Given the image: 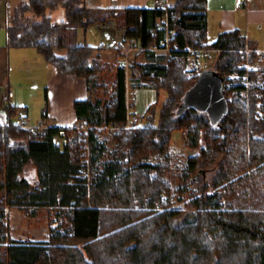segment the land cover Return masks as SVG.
Listing matches in <instances>:
<instances>
[{
	"label": "trees",
	"instance_id": "16d2710c",
	"mask_svg": "<svg viewBox=\"0 0 264 264\" xmlns=\"http://www.w3.org/2000/svg\"><path fill=\"white\" fill-rule=\"evenodd\" d=\"M172 1L173 43L178 49L166 65L142 66V79L158 93L166 92L158 121L156 103L148 108L143 126L121 128L114 135L113 148L100 141L97 127L122 126L126 120L128 75L123 64L110 100L75 101L77 118L93 128L67 144L57 140V126L42 138L16 123L5 126L16 109L4 110L0 264H264V116H255L254 88L250 109L245 96L237 93L216 125L207 113L193 108L178 114L196 81L183 71L184 49L207 41V0ZM59 8H64L65 17L54 20L50 14ZM161 15L155 7L109 10L90 8L86 0H30L10 12L6 28L9 46L36 49L57 72L86 79L93 91L99 89L96 78L102 64L94 58L95 47L79 44L81 32L112 19L123 32L118 48L127 43L150 48L163 35ZM246 42L234 30L204 44L217 51L213 70L222 77L236 70L243 58L233 49ZM60 50L65 53L58 54ZM262 101L264 111V92ZM179 130L186 132L188 147L203 143L187 162L185 184L175 190L188 193L185 208L174 207L168 160L172 133ZM88 158L89 179L79 172ZM152 158L159 161L153 163ZM31 166L37 168L36 183L26 175ZM211 166L216 173L207 181L203 173ZM6 204L53 208L57 224L48 241L11 239Z\"/></svg>",
	"mask_w": 264,
	"mask_h": 264
},
{
	"label": "crops",
	"instance_id": "0c3cea01",
	"mask_svg": "<svg viewBox=\"0 0 264 264\" xmlns=\"http://www.w3.org/2000/svg\"><path fill=\"white\" fill-rule=\"evenodd\" d=\"M29 0H0V122L4 117V110L8 107L11 109H16L15 115L9 117V122L19 123L30 121L27 102L24 101L26 98L25 90L21 88L22 78L21 76H26L32 78L34 76L35 70L40 68V75L42 76L43 82L46 85L45 88V98L46 105L42 107V113L40 120L47 122L51 126H63L70 127L79 122L77 118L74 103L77 100H84L87 98H93L94 90L90 91L87 80L84 78H79L71 74H61L57 72L55 67L48 63L45 58L34 48H15L9 46L8 43V34L6 23L9 16L10 10L15 9L22 3H28ZM86 4L93 9H153L154 0H86ZM207 41L203 44H211L216 41L218 35L221 32H230L234 30H239L250 42L253 44L262 43L264 38V0H247L246 4L242 8L235 7V0H207ZM65 13L62 11L59 14V19H63ZM113 21L109 19L105 22ZM103 22H97L95 25H92L101 36L112 35L111 45H106L100 39H98L92 32L91 28L86 32H81L78 38L79 44H86L92 47H95L94 58L103 65H107L106 62H114L115 56L110 55V52L116 51L117 44H119V36L115 35L112 32H103L100 29L99 25ZM92 29V30H94ZM100 42L97 44V42ZM121 42V41H120ZM35 51L42 56V58L35 53ZM122 53L121 49L117 50ZM145 53V52H142ZM140 52H136L135 57L137 64H142L138 59L143 56ZM149 54L148 65L160 66L159 60L162 59L164 53L153 52L146 53ZM110 55V56H109ZM140 56V57H139ZM139 57V58H138ZM119 61L123 62L124 57L122 55L116 57ZM33 60L32 66L27 68V71L20 70L25 62ZM16 63V66L19 68V76L14 77L11 75V64L12 62ZM134 62V61H133ZM135 63V65H136ZM132 64V62H131ZM134 66L136 69L139 66ZM18 70V69H17ZM103 70V69H102ZM5 88H10L14 91V97L12 98L11 105H3L1 95ZM150 90H155L153 88H148ZM147 90L137 87H132L130 90L129 78H127V92L130 95H135V92ZM133 91V94L131 92ZM94 92V93H93ZM137 102V96H136ZM150 105L151 100H148ZM149 106H146L147 109ZM6 116V114H5ZM11 208L9 213L11 217L13 214L20 210V207L12 206L6 204L5 207ZM33 209V207H30ZM6 213V217H8ZM56 220L52 221L51 225H56ZM14 238V237H13ZM47 240V239H46Z\"/></svg>",
	"mask_w": 264,
	"mask_h": 264
},
{
	"label": "rangeland",
	"instance_id": "374dc122",
	"mask_svg": "<svg viewBox=\"0 0 264 264\" xmlns=\"http://www.w3.org/2000/svg\"><path fill=\"white\" fill-rule=\"evenodd\" d=\"M30 2V0H29ZM14 10V9H13ZM13 10H10L13 11ZM62 11V13L65 11L64 8H59L57 11L53 12L50 14V16L54 19V20H60L59 19V14ZM9 12V14H10ZM65 16L63 15L62 18H64ZM114 22V21H113ZM91 28V29H90ZM89 29L91 30V32L98 38L100 39L101 37V41L103 43H105L106 45H111L112 43V35L109 36V38H107L106 35L101 36L99 34V32H97L93 27H90ZM94 29V30H92ZM122 32V31H121ZM123 33V32H122ZM119 40L122 41V36L120 35ZM119 41V44H117L116 49L122 51V53H120L119 55V51H114L113 53L110 52V55H114L115 59L114 62H106L107 65L103 66L101 65V70L100 69V74H98L97 76V83H98V90H95L96 93H94L95 98H100L103 101H108L112 98V95L114 94V83L116 80V73H117V69L119 67L122 66L123 62L119 61V59H117L116 57L119 58V56L122 55V58L124 57V52H123V47L121 46L120 48H118L121 44V42ZM248 42H250L247 39ZM100 42V40L97 42V44ZM128 44V43H127ZM127 44H124V46H126ZM261 43H259L260 45ZM256 45V44H255ZM137 51H133L130 53V60H129V71L127 72L128 78H129V86H130V90H132V87H139L141 89H147V90H143V91H139V92H135L136 96H137V102H136V109L137 112L139 113V115L145 119V122L148 118V114H150V111L147 112L149 107H153L154 104L158 103L157 109H156V120H159V112L160 109L162 107V104H164L167 96H166V92L165 91H160L159 93L156 90H150L148 88H152V86L150 85V83L145 82L142 79V66L146 67V65H148V61H149V54L147 55L146 52L142 53L143 56H139L138 60L140 62H142V64H139V67H137L134 63H136V54ZM35 53H37L35 51ZM65 53V50H60L58 51V54L63 55ZM37 55H39L37 53ZM95 55V54H94ZM109 55V56H110ZM41 58L42 56L39 55ZM164 56L162 59L159 60V65L163 66L166 65L168 63V60L174 56V54H164L162 55ZM43 59V58H42ZM134 61V62H133ZM217 61V51H211L204 63V68L205 69H214L215 64ZM131 62H133V64L137 67L136 69H134V66H132ZM33 63V60H30L28 62H25V65H23L21 67L20 70L23 71H27V68L29 66H32L31 64ZM137 64V63H136ZM11 75L14 77H18L19 75V68L16 66V63L13 61L11 64ZM185 66V63H184ZM18 69V70H17ZM35 70V74L34 76H36L33 80L31 78H28L26 76H21L24 77L22 78V86L21 88H23L25 90V95L26 98H24V101L27 102V106L30 110L29 113V119H31L29 122V124L31 125H36L39 122V118H41V111H42V107L46 105V98H45V88L46 85H44L45 83L43 82L42 76L40 75V68L37 67V69ZM146 70V69H145ZM183 71L185 73V76L188 79H193L194 77H189L187 75V73L185 72V68H183ZM257 83L259 86H263L264 87V75L260 76L259 78H257ZM12 90V89H11ZM13 91V90H12ZM14 92V91H13ZM131 92V91H130ZM131 94H133V91L131 92ZM148 100H151L150 105H146L149 104L147 103ZM153 105V106H152ZM146 106H149L147 109ZM147 112V113H146ZM80 123V121L78 122ZM157 124V123H156ZM139 125V126H143ZM138 126V127H139ZM132 128H124V130H132ZM99 139L100 141H102L103 143L105 142V144L107 145V147L109 148H113L114 143V135L118 132L121 131V129H117V130H110L108 128L104 129V130H99ZM42 136V135H41ZM41 136H38V138H42ZM203 146V143H201V147ZM201 147L193 149L188 147L187 144V137H186V132L179 130V131H174L172 133V138H171V147H170V152H169V165L171 168V174L173 176V178L171 179L172 181V185L174 188V194H175V198H174V207L177 208H185L186 207V203L190 200V197L188 195V193H176L175 190L178 189L179 186H182L185 184V180L183 179V175H184V171L187 167V162L189 161V159L191 157H194L195 155H197L200 150ZM151 162L155 163L157 161H159L158 158H152L150 160ZM216 173V169L211 166L209 167V169H207V172L203 173L204 179L207 181H210L213 176ZM29 178V180L32 183H36L38 180V174H37V168L34 167H30L27 170V174H26ZM202 177V176H201ZM197 187H195L194 190H196ZM164 197V196H163ZM182 198L183 200H180L178 202H176V199L178 198ZM7 207V206H6ZM6 207L4 209H6ZM11 208H9V211L6 212L5 214L8 213V217H6L7 223L9 225V234L11 236V239L19 242V243H34V244H39V243H43V242H47L50 236V232H51V228L54 227L55 225H51L53 220H56V213L55 210L53 208L50 207H38V208H27V207H23L20 208L21 211L17 212L15 214H13V216L11 217V215L9 214L11 212L10 210ZM14 237V238H13ZM47 239V240H46Z\"/></svg>",
	"mask_w": 264,
	"mask_h": 264
},
{
	"label": "built area",
	"instance_id": "2783aa9c",
	"mask_svg": "<svg viewBox=\"0 0 264 264\" xmlns=\"http://www.w3.org/2000/svg\"><path fill=\"white\" fill-rule=\"evenodd\" d=\"M247 0H235V7L242 8L246 4ZM173 6L172 0H154L155 9L162 12L161 17L159 18V26L162 30V37L159 39L158 43L150 48H144L141 45H136L134 43H128L126 46H123L124 60L123 66L126 71H129L130 67V53L133 51H144L151 50L155 52H161L164 54H174V51L178 48L173 43V38L175 36V30L171 24V18L173 14L171 12V7ZM100 29L103 32H112L115 35L122 36L123 33L119 30L113 21L103 22L99 25ZM185 72L189 77L198 78L202 73L204 68L205 60L208 54L211 51H216L208 48L204 44H201L198 47L188 46L185 49ZM233 52H237L243 58L239 63L236 70L228 73L223 77V92L227 101H232L237 93H240L245 96L247 108L250 109L252 105V89L254 88V96L257 98L255 112L256 117H263L264 111L263 108V92L264 87L259 86L257 83V78L264 75V38L262 43L252 44L246 42L245 46L238 49H233ZM14 97V92L10 88H5L1 98L3 105H11L12 98ZM126 120L122 126H113L109 125L107 128L110 130H117L121 128H134L145 123L136 109V96L130 95L127 92V101H126ZM10 122H6L5 126H9ZM17 126L23 129L30 131V133L36 137L41 136L46 133V131L51 127L47 122L40 120L36 125L29 124L28 121L19 122ZM59 132L57 135V140L61 144H67L71 140L77 137L79 133L89 134L90 130L93 128L86 121H80L70 127L60 126ZM97 129H104V127H97ZM89 158L86 160V165L81 167L79 172L82 176L90 178V169H89ZM6 212L9 211V207H6Z\"/></svg>",
	"mask_w": 264,
	"mask_h": 264
},
{
	"label": "water",
	"instance_id": "95a60500",
	"mask_svg": "<svg viewBox=\"0 0 264 264\" xmlns=\"http://www.w3.org/2000/svg\"><path fill=\"white\" fill-rule=\"evenodd\" d=\"M193 108L207 113L213 125L218 124L228 112V101L223 92V77L213 69H205L186 91L178 114Z\"/></svg>",
	"mask_w": 264,
	"mask_h": 264
}]
</instances>
